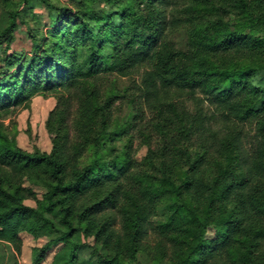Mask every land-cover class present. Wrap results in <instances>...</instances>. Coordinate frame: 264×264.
<instances>
[{
  "label": "trees",
  "instance_id": "trees-1",
  "mask_svg": "<svg viewBox=\"0 0 264 264\" xmlns=\"http://www.w3.org/2000/svg\"><path fill=\"white\" fill-rule=\"evenodd\" d=\"M39 1L50 26L31 33L34 55L11 53L0 70V242L21 252L22 232L54 237L52 264H264V0ZM3 4L9 48L24 8ZM140 68L134 117L119 126L124 94L104 97L103 73ZM37 95L57 99L50 152H27L5 131ZM148 111L170 145L160 153L142 134L150 152L138 163ZM27 178L46 189L41 199Z\"/></svg>",
  "mask_w": 264,
  "mask_h": 264
},
{
  "label": "rangeland",
  "instance_id": "rangeland-1",
  "mask_svg": "<svg viewBox=\"0 0 264 264\" xmlns=\"http://www.w3.org/2000/svg\"><path fill=\"white\" fill-rule=\"evenodd\" d=\"M4 0H0V30L5 29L9 23L8 15L4 8ZM14 4H20L21 8H24L23 18L18 19L19 27L16 31V39L11 47L6 48L3 44L0 46V70L4 69L5 58L7 55L17 52L23 53L24 55L33 56V46L31 42V33L36 31V33L41 36L43 32L50 26V17L48 7L39 0H33L28 4H22L20 0H11ZM57 5L69 6V0H50ZM98 7H105V4H98ZM144 14V12L141 10ZM205 12L210 13L209 10ZM234 13L229 15V19L234 17ZM212 17V16H211ZM116 25H120L119 20H114ZM41 38V37H40ZM173 40L180 48H185L187 43V33L185 29H180L173 35ZM143 68H140L134 72L133 75L129 77H119L117 74L103 73V78L101 82L102 94L104 97L110 96L114 91L124 94L123 98L117 103L116 107V121L119 122V126L133 118L132 109L130 106V97L136 98L138 95L137 89L133 88L134 85L140 84L141 75ZM141 100V98H140ZM57 104V99L53 96L37 95L32 98L29 105L24 104L19 111L9 115L5 119V131L10 138L14 139L17 145L27 151L35 152L40 150L41 152H50L53 148V136L48 128V120L50 113L54 110ZM206 108H209L208 104H205ZM210 110H215L214 106L210 107ZM154 121V114L150 111L147 112L145 121L143 124L145 128L136 129L135 139V158L138 163H144L150 152V147L146 144V138L142 136L145 134L147 140L153 143L152 147L161 153L165 145H170L169 140H164V136L154 130L150 126L151 122ZM140 125V124H139ZM118 126V127H119ZM125 127V126H124ZM121 128L122 139L118 140L117 147L120 148L125 143L128 142V127ZM251 129V128H250ZM251 131V130H250ZM113 146H116L113 144ZM24 184L28 187L33 188L38 198H42L46 192V189L33 182L30 179H25ZM26 203L30 206L35 207L37 202L34 199H28ZM216 235L215 227H210L207 232L208 238H213ZM22 248L21 252H14V250L7 243L0 242V259L2 264H52L55 254L59 252L62 248L63 243H53L54 237H35L30 233L22 232ZM89 242L94 244L93 238L88 239ZM47 246V252L45 257L38 261L37 254L39 250ZM88 252L83 255L87 258ZM3 258V259H2ZM145 264H150L146 257H142ZM168 264V263H164Z\"/></svg>",
  "mask_w": 264,
  "mask_h": 264
}]
</instances>
